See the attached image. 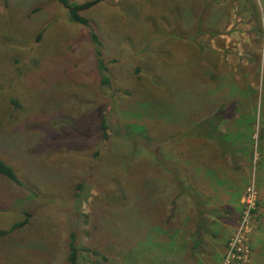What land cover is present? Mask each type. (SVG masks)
<instances>
[{
    "label": "rangeland",
    "instance_id": "374dc122",
    "mask_svg": "<svg viewBox=\"0 0 264 264\" xmlns=\"http://www.w3.org/2000/svg\"><path fill=\"white\" fill-rule=\"evenodd\" d=\"M82 15L110 88L89 30L57 0H0V158L22 182L0 176V229L30 214L0 238V264H68L72 232L105 264H264V0H102ZM221 106L226 155L185 131ZM163 158L206 162L185 221L166 218Z\"/></svg>",
    "mask_w": 264,
    "mask_h": 264
},
{
    "label": "trees",
    "instance_id": "16d2710c",
    "mask_svg": "<svg viewBox=\"0 0 264 264\" xmlns=\"http://www.w3.org/2000/svg\"><path fill=\"white\" fill-rule=\"evenodd\" d=\"M60 5H62L65 9L68 11L69 19L71 22L79 24L89 30L90 39L93 44L94 48V55L96 57L97 63H98V70L101 75V83L104 87L110 88L111 87V80L108 76L109 69L105 65V61L103 59V48L104 45L100 39V37L95 33L93 30V27L90 23V20L87 19L85 16L82 15L84 11L92 9L94 6H96L98 3H100L102 0H93L89 1L84 4H75L72 3L70 0H57ZM151 105H157L152 104ZM149 105V104H148ZM147 105V106H148ZM165 105H168V102L163 103V107ZM155 107L154 109H156ZM152 109V108H150ZM162 109V108H159ZM224 106H221L217 109V112L213 114V117L206 116L202 119L195 120L192 122H189L187 124V127H185V131L190 137V139H198L203 136L207 137L206 139L211 140L212 144H214L216 147L219 148L220 151H222L223 155L229 154L228 153V141L226 138H229L224 133L219 132V123L222 120H228L230 117L227 115H224ZM100 131L102 133V137L104 140H109L111 137V131L108 125L107 120L105 117L102 118L100 122ZM140 128L139 130H144V126L137 127ZM210 142V141H209ZM167 159H170V157L167 156ZM177 163L170 164V162H167L165 158H163L164 163V169H166L167 177H165L164 183H162L161 189L165 193V198L163 201V207L164 210L166 209V218H169V215H179V212H182L183 214H188L191 212V215L194 213V211L186 205L188 198L191 199L192 195H198L203 193V191H197L193 189V184L197 183L198 175L195 174L194 171L189 170L185 166H181V161H176ZM160 164V162H159ZM162 165V164H161ZM182 173H186V178L183 180V182H180L179 176ZM170 174V175H168ZM166 175V174H165ZM199 175L201 176V171L199 172ZM0 176L6 178L8 181L13 183L16 186L22 185V182L19 180L17 176L16 170L9 165L8 163L4 162L0 158ZM206 186L203 185L202 188ZM82 190L83 185H79L77 187V192L75 194V207H78L81 205V199H82ZM190 192L191 196H183V194H187ZM206 199L201 196L202 198V205L205 204H211L210 200H212L213 194H207L204 193ZM174 196V199L171 197ZM172 199V200H171ZM189 211V212H187ZM204 210L200 211L202 214ZM24 215L26 216V219L23 222L15 223L12 225L8 230H2L0 229V238H4L6 236H9L15 232H21L25 226L28 225L30 214L28 212H24ZM190 215V216H191ZM204 215V213L202 214ZM200 231V230H199ZM199 233V232H198ZM81 251H85L91 255V257L94 258V260L91 262L92 264H105L108 259L107 257L101 253L98 250H95L93 248H81L78 243V237L76 233L72 232L69 237V244H68V253H67V263L68 264H84V260L86 259L81 256ZM89 257V256H87ZM87 262V261H86Z\"/></svg>",
    "mask_w": 264,
    "mask_h": 264
},
{
    "label": "crops",
    "instance_id": "0c3cea01",
    "mask_svg": "<svg viewBox=\"0 0 264 264\" xmlns=\"http://www.w3.org/2000/svg\"><path fill=\"white\" fill-rule=\"evenodd\" d=\"M187 163H190L191 165L190 166H194L193 167V169H194V172H195V174H196V172L198 171V172H200V170H198V168H199V166H201V165H203L204 163H206L205 161H202L201 159H199V158H194V159H187V161H186V164ZM199 173H197V175H198ZM202 178V175L201 176H199L198 177V180L197 181H200V179ZM198 183V182H197ZM215 185V184H214ZM220 189V190H222V187L221 186H218L217 185V189ZM218 189V190H219ZM223 191V190H222ZM225 192V191H224ZM224 194H226V192L224 193ZM219 197H221V194H219ZM172 199H174V196L173 197H171ZM171 199V200H172ZM227 200V202L226 203H228V204H232V198H229V199H226ZM237 201H236V207L239 209V207H240V201H238V199H236ZM212 205V204H211ZM218 205V207H220L221 206V203H218L217 204ZM237 210V209H236ZM183 212V211H182ZM182 212H179L178 214L179 215H174V214H176V213H174L173 215H169V218H168V221H170V222H175L176 220H178V222H181L180 220H183V221H185L186 220V214H183Z\"/></svg>",
    "mask_w": 264,
    "mask_h": 264
},
{
    "label": "built area",
    "instance_id": "2783aa9c",
    "mask_svg": "<svg viewBox=\"0 0 264 264\" xmlns=\"http://www.w3.org/2000/svg\"><path fill=\"white\" fill-rule=\"evenodd\" d=\"M248 230L249 226L247 227L244 223H242L241 226L238 228L234 239L230 243L231 247L229 248L228 262H234V259L236 258L235 253L237 252L236 250L238 248V245L242 244V240H244L245 236L248 233Z\"/></svg>",
    "mask_w": 264,
    "mask_h": 264
}]
</instances>
